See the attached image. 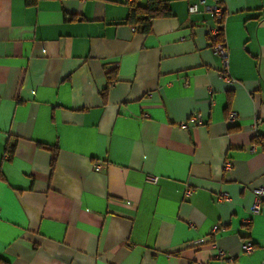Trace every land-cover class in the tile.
<instances>
[{
    "label": "crops",
    "instance_id": "1",
    "mask_svg": "<svg viewBox=\"0 0 264 264\" xmlns=\"http://www.w3.org/2000/svg\"><path fill=\"white\" fill-rule=\"evenodd\" d=\"M132 1L0 0V264H264V0Z\"/></svg>",
    "mask_w": 264,
    "mask_h": 264
},
{
    "label": "built area",
    "instance_id": "2",
    "mask_svg": "<svg viewBox=\"0 0 264 264\" xmlns=\"http://www.w3.org/2000/svg\"><path fill=\"white\" fill-rule=\"evenodd\" d=\"M205 3L204 0H193L192 2H190L188 4V13L189 14H194L196 12L199 11L200 6L199 5H203ZM207 9H209L211 11V14L213 15V17L216 19V24L214 25H207L206 29H207V34H208V40L210 41V45H211V50L212 53L220 56L222 58L221 61V69L218 73L219 77H223L225 79H227L230 83L236 82L235 79H233L231 76H229L228 73V65H227V57H228V52H227V47L225 45V41H223L222 37H221V24H222V9L220 6L216 7V6H212L209 7L207 6ZM133 30V29H132ZM237 118V112L234 111H229L226 117V122L230 123L234 120H236ZM202 121V115L199 113H192L189 114L188 118L186 121H181L179 123V126L181 128H187L188 124H192V125H200ZM232 167V163L231 161H229V159H225L224 163H223V170L226 171L228 169H230ZM93 168H95L96 170H101L102 169V164L97 162L93 164ZM158 177L154 176V177H149V180L152 183H155L157 181ZM192 192V189H185L184 191V195L188 196L190 195ZM253 194L255 196L254 201L252 202V205L250 206L251 208V214H256L260 211V204L262 201V198L264 197V186H260L257 188L253 189ZM226 198V194H221L220 196H218V200H225ZM219 228V225H214L212 227V232H216L217 229ZM210 246L216 249V254L215 257L216 258H224L226 260H231V257L227 255V253L225 252V250L218 246L215 242H211ZM254 245H252L249 241H245L242 242L241 244V251L243 252H251L253 250Z\"/></svg>",
    "mask_w": 264,
    "mask_h": 264
},
{
    "label": "trees",
    "instance_id": "3",
    "mask_svg": "<svg viewBox=\"0 0 264 264\" xmlns=\"http://www.w3.org/2000/svg\"><path fill=\"white\" fill-rule=\"evenodd\" d=\"M129 13L126 21L130 25H136V27L143 33L150 31L151 20L158 17H168L170 16V9L167 6L165 0H146L144 6L137 5L134 0L129 4ZM112 75L107 76L108 85L113 82L116 78V70L112 69ZM109 74V73H108ZM107 85V87H108ZM13 145H7L6 152L7 155H11ZM51 164L55 161L54 151L51 156ZM3 262V260H1Z\"/></svg>",
    "mask_w": 264,
    "mask_h": 264
}]
</instances>
